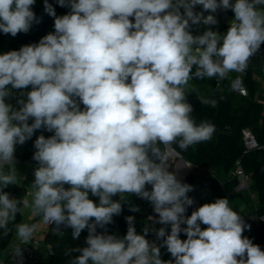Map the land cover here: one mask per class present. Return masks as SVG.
Wrapping results in <instances>:
<instances>
[{"label": "clouds", "instance_id": "1", "mask_svg": "<svg viewBox=\"0 0 264 264\" xmlns=\"http://www.w3.org/2000/svg\"><path fill=\"white\" fill-rule=\"evenodd\" d=\"M56 2L69 11L57 16L44 0L53 32L0 54V235L14 231L12 254L21 257L36 232V224L15 223L27 209L45 225L71 228L74 239L87 230L86 246L65 252L70 264H264V249L243 235L250 225L228 198L186 215L193 188L168 170L176 148L187 151L216 130L194 120L189 81L245 72L264 45V0ZM35 3L0 0V32L27 33L38 22ZM219 10L234 14L225 33L193 35L194 25H216ZM15 92L16 106L8 102ZM41 128L53 135L34 142L30 190L12 197L5 189L25 179L14 166L16 146ZM126 194L148 201L152 224L165 227L138 233L127 216L125 235L109 233L125 203L140 211ZM162 247L171 259H162Z\"/></svg>", "mask_w": 264, "mask_h": 264}, {"label": "trees", "instance_id": "2", "mask_svg": "<svg viewBox=\"0 0 264 264\" xmlns=\"http://www.w3.org/2000/svg\"><path fill=\"white\" fill-rule=\"evenodd\" d=\"M49 3L55 9L57 16L66 14L69 9L61 7L56 0H49ZM37 21L33 23L31 29L27 33H19L15 37L10 34L0 32V46L10 38L4 53L12 50H19L22 46L38 43L39 40L50 32L54 31V18L49 16L44 10V0H36L33 6ZM195 11H201L197 6ZM205 14V13H204ZM206 15V14H205ZM229 23L221 22L223 33L227 31ZM201 32L199 33V30ZM206 25L193 26V35L202 34ZM195 71V69H193ZM236 72H231L224 80L217 78H205L203 80H190L187 86L189 92L187 96L188 102L192 99L193 118L197 124L202 121H208L215 125V132L208 141L194 144L187 151L176 148V151L190 164L210 169L213 171H221L225 176V188L233 191L235 195L242 196L236 190L238 179L233 172L239 161L252 181V186L259 191L260 198L263 200V207L260 213H264V95L261 94V79H264V51L261 50L256 56L251 58L248 68L244 72V83L248 89L246 95L237 93L232 88V83ZM207 90V97L203 100L215 101V106L211 104H202L200 99V90ZM31 88L24 91H30ZM19 92H15L11 98V103L16 106V99ZM81 107H83L81 105ZM31 123V121H29ZM250 128L260 142V147L253 151H246L243 142V128ZM44 135L49 137L52 132L44 128L38 129L33 136L23 145H17L15 154L25 162H35L32 159L35 151L34 142L38 136ZM175 147V146H174ZM36 163V162H35ZM178 176V175H177ZM182 182L192 186L193 190L188 196L195 201L198 186L192 174L186 176H178ZM206 185L211 188H217L218 182L215 179H204ZM68 185H65L67 188ZM150 189V186H148ZM12 197L23 199L24 188L19 185H11L5 189ZM91 198V197H90ZM94 199V198H93ZM119 200V196L113 197ZM129 203L139 207V212H131L129 204L123 205L122 213L113 217V223L107 225L109 233H115L123 236L127 231V223L125 217L135 216L137 232L141 233L144 225H150L155 228L165 227L163 225H153L151 217L155 216L151 204L135 195L127 196ZM194 210V203L187 209L186 215H190ZM21 213L17 215L15 223H20ZM10 228L12 225L9 226ZM170 231V226H166ZM183 227V226H182ZM102 231V229H97ZM258 237V245L264 249V223L255 226ZM3 230H0L2 234ZM156 236L153 232H149L148 236ZM14 236L11 231L7 237L0 235V264H12L7 257L3 256L8 244ZM87 230L82 231L79 239L72 237V229L67 228L64 234H59L49 229L45 234V244L41 247V259L36 264H70L71 257L66 256L65 252L70 248L84 247ZM147 236V237H148ZM78 253H72L76 256Z\"/></svg>", "mask_w": 264, "mask_h": 264}, {"label": "rangeland", "instance_id": "3", "mask_svg": "<svg viewBox=\"0 0 264 264\" xmlns=\"http://www.w3.org/2000/svg\"><path fill=\"white\" fill-rule=\"evenodd\" d=\"M216 18L218 23L216 25H206V29L211 28L213 31H217L223 34L221 28V22L229 23L234 18V14L231 10L223 11L219 10L216 14ZM201 29L199 30V33ZM10 38L6 39V41L0 46V54L4 53V49L6 48ZM261 50L264 49L261 47ZM261 90L264 95V79H261ZM200 97L205 99L207 96V90L201 89L200 90ZM192 99H190L189 103L193 104ZM11 103V98L8 100ZM173 155V162L169 167L172 168V172H174V164L176 165L177 160L180 158L179 155L172 153ZM190 171L187 175L192 174L194 180L197 183L198 190L196 193L195 201H194V209L199 207L204 203L214 202L216 198H228L229 206L233 208L234 211L238 212L240 215H246L249 218L247 225H250V229H246L243 233L244 236L248 237L253 241L254 244H258V237L255 231V226H258L261 223H264V213H260L261 208L263 207V200L260 198L259 191L256 190L252 186V181H250V189L244 190L239 187H236V190L242 194V196L235 195L233 191H229L225 188V176L221 171H213L210 169H205L201 167H197L194 165H189ZM213 171V172H212ZM249 175V174H248ZM250 177V176H249ZM205 178L215 179L218 182L217 188H211L210 186L206 185L203 180ZM205 227L202 225V228ZM186 236L181 233V239H185ZM156 243L160 244L161 241L156 239ZM161 255L162 259L169 260L171 259L170 254L167 253L165 248H161Z\"/></svg>", "mask_w": 264, "mask_h": 264}, {"label": "built area", "instance_id": "4", "mask_svg": "<svg viewBox=\"0 0 264 264\" xmlns=\"http://www.w3.org/2000/svg\"><path fill=\"white\" fill-rule=\"evenodd\" d=\"M237 77H239V82H237ZM234 83L236 84L233 87ZM232 88L235 92L240 93L242 95H246L248 93V89L244 83V72L243 73H236ZM243 133V142L246 151H253L259 148L260 142L257 139L256 135L253 131L245 127L242 130ZM21 159L15 154V162H20ZM234 176L238 179L237 187L249 190L250 189V182H249V175L246 173L243 165L238 161L237 166L233 172ZM245 223L247 224L249 221L248 216L241 215ZM31 224H36V232L32 240L28 244H22L20 247L23 249V254L21 257H16L12 254V250L8 253L7 258L12 264H36L41 259V247L43 246L42 238H41V231L45 228L47 231L52 229L54 232L59 234H64L68 227L63 225L59 226L57 229L56 225H45L42 223V217L37 216ZM151 242H156V239L153 235L146 237Z\"/></svg>", "mask_w": 264, "mask_h": 264}, {"label": "crops", "instance_id": "5", "mask_svg": "<svg viewBox=\"0 0 264 264\" xmlns=\"http://www.w3.org/2000/svg\"><path fill=\"white\" fill-rule=\"evenodd\" d=\"M173 161H170L169 164L171 165ZM191 165V164H189ZM14 166L17 170V173L19 176L21 177H25V179L22 180L21 184L19 186H22L24 188V197L26 196L27 192L30 190V184L31 182L34 180V175H33V171L35 169V167L37 166V164L35 162H25V161H20L18 163H14ZM172 167V165H171ZM169 167V171H172V168ZM174 168L176 171L178 172H185L186 170V165L183 163H179L177 160L176 165L174 164ZM174 170V171H175ZM190 171V168H189ZM213 172V171H212ZM205 179H209V178H205ZM250 182V181H249ZM29 200H31V197H28ZM37 216L33 217L30 214V211L25 209L23 210V212L21 213V222H27L29 224H31V222L36 218ZM47 230L45 228H43V231H41V238H42V243L43 245L45 244V234H46ZM18 243V241H16L15 238V233L14 236L11 240V242L8 244L5 253L3 256L7 257L8 253L13 250L14 246Z\"/></svg>", "mask_w": 264, "mask_h": 264}, {"label": "water", "instance_id": "6", "mask_svg": "<svg viewBox=\"0 0 264 264\" xmlns=\"http://www.w3.org/2000/svg\"><path fill=\"white\" fill-rule=\"evenodd\" d=\"M206 15L210 14L208 12H205ZM264 49V45L261 46ZM176 155H179L180 158L178 159L179 163H183L186 165V170L185 172H178V171H174L178 176H186L189 173V164L190 162L187 161L186 159H184L177 151L174 152Z\"/></svg>", "mask_w": 264, "mask_h": 264}, {"label": "bare ground", "instance_id": "7", "mask_svg": "<svg viewBox=\"0 0 264 264\" xmlns=\"http://www.w3.org/2000/svg\"><path fill=\"white\" fill-rule=\"evenodd\" d=\"M175 154V153H174Z\"/></svg>", "mask_w": 264, "mask_h": 264}]
</instances>
